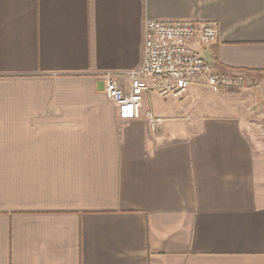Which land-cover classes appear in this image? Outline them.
Listing matches in <instances>:
<instances>
[{
    "label": "crops",
    "instance_id": "1",
    "mask_svg": "<svg viewBox=\"0 0 264 264\" xmlns=\"http://www.w3.org/2000/svg\"><path fill=\"white\" fill-rule=\"evenodd\" d=\"M146 18L215 21L245 85L120 119ZM0 264H264V0H0Z\"/></svg>",
    "mask_w": 264,
    "mask_h": 264
},
{
    "label": "built area",
    "instance_id": "2",
    "mask_svg": "<svg viewBox=\"0 0 264 264\" xmlns=\"http://www.w3.org/2000/svg\"><path fill=\"white\" fill-rule=\"evenodd\" d=\"M217 36L216 22L190 18L152 19L143 22V59L141 64L123 75L106 73L105 91L117 106L122 120L138 118L146 92L155 91L165 99H178L199 80L211 90L239 87L241 73H218L199 51ZM152 131L162 121L151 111L145 113Z\"/></svg>",
    "mask_w": 264,
    "mask_h": 264
},
{
    "label": "rangeland",
    "instance_id": "3",
    "mask_svg": "<svg viewBox=\"0 0 264 264\" xmlns=\"http://www.w3.org/2000/svg\"><path fill=\"white\" fill-rule=\"evenodd\" d=\"M243 85H245V84H242L241 86H239V87H236V88H240V87H242ZM207 86V85H206ZM208 87V86H207ZM209 88V87H208ZM232 88V87H231ZM227 89V88H226ZM229 89V88H228ZM207 90V92L208 93H212L213 91H211L210 89H206ZM245 96V94L243 93L242 94V97H244Z\"/></svg>",
    "mask_w": 264,
    "mask_h": 264
}]
</instances>
